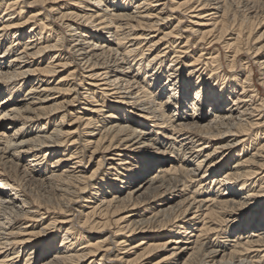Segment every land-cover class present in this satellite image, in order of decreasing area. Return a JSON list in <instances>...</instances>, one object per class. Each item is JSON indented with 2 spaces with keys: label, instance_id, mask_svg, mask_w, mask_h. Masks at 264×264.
Here are the masks:
<instances>
[{
  "label": "bare ground",
  "instance_id": "6f19581e",
  "mask_svg": "<svg viewBox=\"0 0 264 264\" xmlns=\"http://www.w3.org/2000/svg\"><path fill=\"white\" fill-rule=\"evenodd\" d=\"M0 264H264V0H0Z\"/></svg>",
  "mask_w": 264,
  "mask_h": 264
},
{
  "label": "rangeland",
  "instance_id": "374dc122",
  "mask_svg": "<svg viewBox=\"0 0 264 264\" xmlns=\"http://www.w3.org/2000/svg\"><path fill=\"white\" fill-rule=\"evenodd\" d=\"M57 25V24H56ZM58 26V28H60L63 32L65 31V28H63L61 25H57Z\"/></svg>",
  "mask_w": 264,
  "mask_h": 264
}]
</instances>
